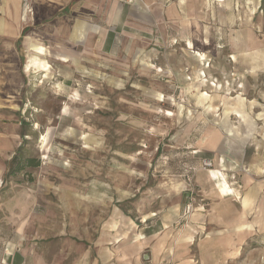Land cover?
Masks as SVG:
<instances>
[{
  "label": "rangeland",
  "instance_id": "374dc122",
  "mask_svg": "<svg viewBox=\"0 0 264 264\" xmlns=\"http://www.w3.org/2000/svg\"><path fill=\"white\" fill-rule=\"evenodd\" d=\"M69 2L0 0V264H264V0Z\"/></svg>",
  "mask_w": 264,
  "mask_h": 264
},
{
  "label": "crops",
  "instance_id": "0c3cea01",
  "mask_svg": "<svg viewBox=\"0 0 264 264\" xmlns=\"http://www.w3.org/2000/svg\"><path fill=\"white\" fill-rule=\"evenodd\" d=\"M70 2L68 3V4H70V3H72V1L73 0H69ZM5 7H6V9H8L9 10V12H10V14H9V17H11L12 18V20L13 19H15V16L16 15H13V14H15V13H17L18 12V8H19V0H5ZM16 20V19H15ZM17 21H18V19H17ZM18 23H20V22H15V23H13V25L14 26H17L18 27V25L17 24ZM24 28H20V29H18V32L21 34V32H22V30H23ZM16 36L17 37H19L18 36V33L16 34ZM84 33L82 32V26H78V28H76L75 29V33H74V38L77 40V41H82V40H84ZM28 44H29V47H28V49H29V51H34V53L35 54H42V53H48V54H51V51L48 49V48H46V47H44V46H42L40 43H38L36 40H34L33 38H31V37H28ZM44 49V50H42V49ZM43 55V54H42ZM52 55V54H51ZM55 58H56V60L58 61V62H61V63H71V64H73L74 66H76L77 65V61L76 60H74L73 58H69L68 56H65V55H61V54H55ZM209 172H211V171H208V173ZM208 176H209V178H211V174L209 173L208 174ZM217 189V188H216ZM217 192H218V190H217ZM243 204H245V201H243Z\"/></svg>",
  "mask_w": 264,
  "mask_h": 264
},
{
  "label": "trees",
  "instance_id": "16d2710c",
  "mask_svg": "<svg viewBox=\"0 0 264 264\" xmlns=\"http://www.w3.org/2000/svg\"><path fill=\"white\" fill-rule=\"evenodd\" d=\"M12 166L8 171L9 175H14L15 173L21 172L26 167L37 166V162L33 161L31 158L24 157L21 153V148H19L16 154L11 159Z\"/></svg>",
  "mask_w": 264,
  "mask_h": 264
},
{
  "label": "bare ground",
  "instance_id": "6f19581e",
  "mask_svg": "<svg viewBox=\"0 0 264 264\" xmlns=\"http://www.w3.org/2000/svg\"><path fill=\"white\" fill-rule=\"evenodd\" d=\"M38 58H32L31 62H29V68L32 69L34 73H44V78H46L51 70V66L47 62L41 61V58Z\"/></svg>",
  "mask_w": 264,
  "mask_h": 264
}]
</instances>
